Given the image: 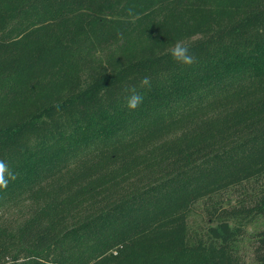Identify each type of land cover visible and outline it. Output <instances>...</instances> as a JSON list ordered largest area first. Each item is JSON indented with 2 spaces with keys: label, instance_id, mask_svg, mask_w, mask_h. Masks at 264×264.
I'll use <instances>...</instances> for the list:
<instances>
[{
  "label": "trees",
  "instance_id": "trees-1",
  "mask_svg": "<svg viewBox=\"0 0 264 264\" xmlns=\"http://www.w3.org/2000/svg\"><path fill=\"white\" fill-rule=\"evenodd\" d=\"M0 161V264H238L186 219L264 174V0H0Z\"/></svg>",
  "mask_w": 264,
  "mask_h": 264
},
{
  "label": "rangeland",
  "instance_id": "rangeland-1",
  "mask_svg": "<svg viewBox=\"0 0 264 264\" xmlns=\"http://www.w3.org/2000/svg\"><path fill=\"white\" fill-rule=\"evenodd\" d=\"M263 197L264 174L197 200L186 219L188 241L192 242L198 236L206 240V227L212 224L208 218H214L221 211L239 210L229 220L231 225L241 221L238 224L240 231L229 242V254L238 264H253L252 248L256 232L264 226V218L256 213L244 216L243 213L244 209L260 203ZM16 214L17 209H14L12 216Z\"/></svg>",
  "mask_w": 264,
  "mask_h": 264
},
{
  "label": "clouds",
  "instance_id": "clouds-1",
  "mask_svg": "<svg viewBox=\"0 0 264 264\" xmlns=\"http://www.w3.org/2000/svg\"><path fill=\"white\" fill-rule=\"evenodd\" d=\"M129 15H132L131 10H129ZM170 55L174 61L186 66H190L196 62V58L193 54L190 53L188 46L179 42H177L173 46ZM140 86L150 87L151 86L150 78L144 77L140 81ZM126 91H130L131 93L129 96L125 98L126 107L129 110H135L143 102V96L136 91L135 87ZM6 173H8L10 179L14 180L16 178L15 174L9 171L7 165L3 161H0V189L6 188L8 185L9 180L5 176Z\"/></svg>",
  "mask_w": 264,
  "mask_h": 264
}]
</instances>
